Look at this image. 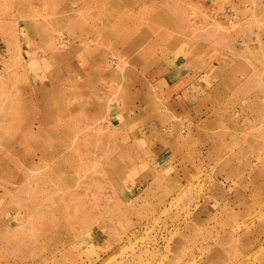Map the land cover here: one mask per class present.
<instances>
[{"label":"rangeland","instance_id":"1","mask_svg":"<svg viewBox=\"0 0 264 264\" xmlns=\"http://www.w3.org/2000/svg\"><path fill=\"white\" fill-rule=\"evenodd\" d=\"M0 264H264V0H0Z\"/></svg>","mask_w":264,"mask_h":264},{"label":"crops","instance_id":"2","mask_svg":"<svg viewBox=\"0 0 264 264\" xmlns=\"http://www.w3.org/2000/svg\"><path fill=\"white\" fill-rule=\"evenodd\" d=\"M144 111V109H142Z\"/></svg>","mask_w":264,"mask_h":264}]
</instances>
